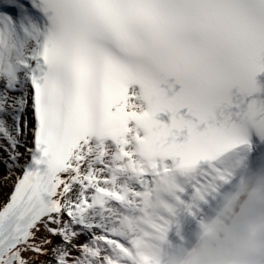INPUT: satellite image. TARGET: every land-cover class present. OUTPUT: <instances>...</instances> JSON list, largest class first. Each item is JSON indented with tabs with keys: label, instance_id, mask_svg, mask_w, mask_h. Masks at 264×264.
<instances>
[{
	"label": "snow or ice",
	"instance_id": "obj_1",
	"mask_svg": "<svg viewBox=\"0 0 264 264\" xmlns=\"http://www.w3.org/2000/svg\"><path fill=\"white\" fill-rule=\"evenodd\" d=\"M264 0H0V264H152L264 155Z\"/></svg>",
	"mask_w": 264,
	"mask_h": 264
},
{
	"label": "clouds",
	"instance_id": "obj_2",
	"mask_svg": "<svg viewBox=\"0 0 264 264\" xmlns=\"http://www.w3.org/2000/svg\"><path fill=\"white\" fill-rule=\"evenodd\" d=\"M148 255L152 264H264V155L236 170L190 234L165 233Z\"/></svg>",
	"mask_w": 264,
	"mask_h": 264
},
{
	"label": "bare ground",
	"instance_id": "obj_3",
	"mask_svg": "<svg viewBox=\"0 0 264 264\" xmlns=\"http://www.w3.org/2000/svg\"><path fill=\"white\" fill-rule=\"evenodd\" d=\"M187 220H188V219H187ZM187 220H186V221H187ZM186 221H185V222H186ZM185 222H184V223H185Z\"/></svg>",
	"mask_w": 264,
	"mask_h": 264
}]
</instances>
